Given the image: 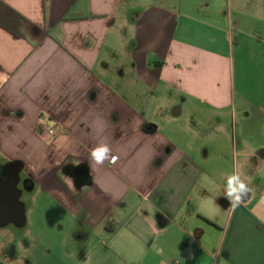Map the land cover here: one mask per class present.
Here are the masks:
<instances>
[{
    "label": "crops",
    "instance_id": "obj_1",
    "mask_svg": "<svg viewBox=\"0 0 264 264\" xmlns=\"http://www.w3.org/2000/svg\"><path fill=\"white\" fill-rule=\"evenodd\" d=\"M1 1L48 35L0 27V154L32 187L6 180L0 264H264V0ZM67 162L92 183L71 190Z\"/></svg>",
    "mask_w": 264,
    "mask_h": 264
},
{
    "label": "rangeland",
    "instance_id": "obj_2",
    "mask_svg": "<svg viewBox=\"0 0 264 264\" xmlns=\"http://www.w3.org/2000/svg\"><path fill=\"white\" fill-rule=\"evenodd\" d=\"M12 162H13L12 160H8L2 154H0V168L1 169L5 168V169L9 170V166H10L11 172L13 170L12 174L13 175H19V182H18L17 186H18V188H20L22 190V198L25 197L26 193H28L30 196L31 192H32V190H30V188H32V187L25 186L24 180L23 179L21 180V177L24 174V172L29 171L30 167L28 165H22L23 167L21 169L20 168L21 165H19V163H20L19 161L15 162V163H12ZM12 164H16V165H14V167H13ZM60 167H61L62 172L69 177V185L71 187V190L77 191L81 187H83L84 185L89 186L92 183L88 164H86L84 162L83 163H76V164L67 162V163L62 164ZM16 169H18L19 172ZM25 187H26V189H25ZM43 203L47 204L45 198H44ZM22 204L26 210V212H25L26 213V219L31 220L32 219L31 213L29 211H27V209L29 208L30 202L29 201H22ZM37 216L40 219H42L43 221H50V219H56L55 214L53 213L52 210L44 211L40 214L38 213ZM6 228H7L8 232L5 233L4 235L7 236V238L14 237L15 235L20 236L23 234V231L25 229V227H23V226L22 227H15V226H13V224L12 225L8 224V226H6ZM2 239H4V238L1 237L0 240L2 241ZM11 249L13 250V245H12Z\"/></svg>",
    "mask_w": 264,
    "mask_h": 264
},
{
    "label": "clouds",
    "instance_id": "obj_3",
    "mask_svg": "<svg viewBox=\"0 0 264 264\" xmlns=\"http://www.w3.org/2000/svg\"><path fill=\"white\" fill-rule=\"evenodd\" d=\"M89 154L97 165H102L105 160L112 163L116 160V157L111 156V149L107 144L98 145L91 149ZM244 175L242 170L233 172L222 182L219 189L221 195L229 201L233 211L244 202L245 197L251 192L248 184L242 178Z\"/></svg>",
    "mask_w": 264,
    "mask_h": 264
},
{
    "label": "trees",
    "instance_id": "obj_4",
    "mask_svg": "<svg viewBox=\"0 0 264 264\" xmlns=\"http://www.w3.org/2000/svg\"><path fill=\"white\" fill-rule=\"evenodd\" d=\"M47 1L44 0L45 5ZM0 27L14 37L29 39L36 44L48 35L47 29L44 26H39L29 21L1 0Z\"/></svg>",
    "mask_w": 264,
    "mask_h": 264
},
{
    "label": "water",
    "instance_id": "obj_5",
    "mask_svg": "<svg viewBox=\"0 0 264 264\" xmlns=\"http://www.w3.org/2000/svg\"><path fill=\"white\" fill-rule=\"evenodd\" d=\"M12 187L14 186L12 185ZM15 193L16 191L13 190V195H12L9 186V188L6 187V190L2 194H0V219L7 218L14 214L12 210L13 207L16 206V204H14V200L16 196Z\"/></svg>",
    "mask_w": 264,
    "mask_h": 264
},
{
    "label": "flooded vegetation",
    "instance_id": "obj_6",
    "mask_svg": "<svg viewBox=\"0 0 264 264\" xmlns=\"http://www.w3.org/2000/svg\"><path fill=\"white\" fill-rule=\"evenodd\" d=\"M13 167H14V165H13ZM10 169H11V168H10ZM10 169L7 170V169H5V168H2V169L0 168V178H1V181H0V182H1V183H2V182H5L4 187H3V190H2L3 192L6 190V188H5V187H6V182H7L6 180L9 179L11 176H13V175H12L13 170H12V172H11ZM2 177H3V179H2ZM1 183H0V184H1Z\"/></svg>",
    "mask_w": 264,
    "mask_h": 264
},
{
    "label": "built area",
    "instance_id": "obj_7",
    "mask_svg": "<svg viewBox=\"0 0 264 264\" xmlns=\"http://www.w3.org/2000/svg\"><path fill=\"white\" fill-rule=\"evenodd\" d=\"M61 130H62V129H61ZM49 132H50V134H55V133H57L56 130H52V129H51ZM171 264H184V263H182L179 259L175 258V259L172 261Z\"/></svg>",
    "mask_w": 264,
    "mask_h": 264
}]
</instances>
